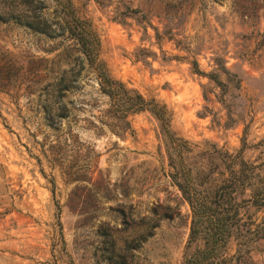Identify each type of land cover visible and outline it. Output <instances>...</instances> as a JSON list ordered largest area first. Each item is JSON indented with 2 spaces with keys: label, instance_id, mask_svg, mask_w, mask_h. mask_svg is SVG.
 Returning <instances> with one entry per match:
<instances>
[{
  "label": "rangeland",
  "instance_id": "obj_1",
  "mask_svg": "<svg viewBox=\"0 0 264 264\" xmlns=\"http://www.w3.org/2000/svg\"><path fill=\"white\" fill-rule=\"evenodd\" d=\"M71 3L108 75L163 104L180 146L146 110L115 117L84 62L67 116L45 121L39 75L65 67L68 43L0 24V264H182L201 241L187 245L190 210L166 150L209 184L239 158L264 183V0ZM243 205V220L264 215ZM202 264H264V238L243 247L230 237Z\"/></svg>",
  "mask_w": 264,
  "mask_h": 264
},
{
  "label": "trees",
  "instance_id": "obj_2",
  "mask_svg": "<svg viewBox=\"0 0 264 264\" xmlns=\"http://www.w3.org/2000/svg\"><path fill=\"white\" fill-rule=\"evenodd\" d=\"M2 1L4 4L0 7V24L12 23L44 39H59V43L67 42L66 47H71L74 51L70 55L66 47L62 48L65 67L58 70L55 67L57 62L50 60L51 66H44L39 75L45 81V93L38 94V98L43 94L40 101L45 121L52 123L54 119L67 116L69 109L63 97L74 86L84 62L94 73L98 90L107 96L109 109L115 117L124 118L127 114L146 110L156 118L161 132L169 142H176L173 147L180 146V139L173 137L168 128L169 113L163 104L153 98L144 99L139 93L126 88L122 82L108 75L102 62L97 59L99 39L89 21L76 14L71 0H53L50 12L49 2L46 0ZM136 13L137 9H131L129 16ZM142 16L134 19L141 23ZM118 20L123 22L122 19ZM190 65L194 73L219 82L216 74L201 71L194 59L190 61ZM9 67L15 70L20 68L14 62H9ZM2 68L0 65V70ZM33 75H37V71ZM166 155L168 165L172 168L170 176L190 210L187 245L198 239L201 241L198 248L183 258L182 264H202L212 259L230 237L235 238L238 245L243 247L256 239L264 238V215L257 222L243 220L240 215L243 202H250L256 208L264 206V183H258L259 180L253 183L254 176L250 171L254 166L241 158L231 160L226 175L217 184H209L205 176L200 177L197 173L192 175L182 164L180 156L175 159L176 156L167 150ZM234 157H238V154ZM245 188L250 192L248 198L237 200V194Z\"/></svg>",
  "mask_w": 264,
  "mask_h": 264
}]
</instances>
